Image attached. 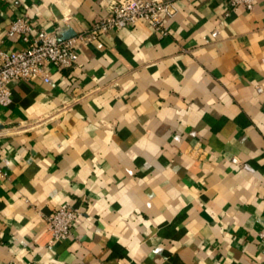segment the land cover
<instances>
[{
	"label": "crops",
	"instance_id": "crops-1",
	"mask_svg": "<svg viewBox=\"0 0 264 264\" xmlns=\"http://www.w3.org/2000/svg\"><path fill=\"white\" fill-rule=\"evenodd\" d=\"M113 1L0 0L1 48L27 47L18 18L65 39ZM170 1L166 34L114 29L49 83L12 85L0 264H264V0ZM60 207L81 213L51 245Z\"/></svg>",
	"mask_w": 264,
	"mask_h": 264
},
{
	"label": "built area",
	"instance_id": "built-area-1",
	"mask_svg": "<svg viewBox=\"0 0 264 264\" xmlns=\"http://www.w3.org/2000/svg\"><path fill=\"white\" fill-rule=\"evenodd\" d=\"M258 0H230V7H244L252 10ZM178 9L170 0H114L108 6V15L93 23L86 32H79L70 38H60L56 34L39 30L25 18L14 20L8 30V37L20 36L27 44L22 50L7 52L0 44V106L12 103V85L22 80L42 79L51 81L49 66L58 70L72 68L79 57L81 44H96L103 48L99 38L114 29L147 23L160 33L166 34V23ZM258 92L262 88H257ZM237 163L236 159H233ZM3 171L0 168V174ZM5 175V173H3ZM81 211L71 207H60L47 218L52 234L50 244L66 240L72 235L73 227ZM264 238V234H261Z\"/></svg>",
	"mask_w": 264,
	"mask_h": 264
}]
</instances>
